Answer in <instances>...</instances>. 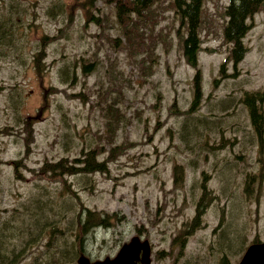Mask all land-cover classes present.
<instances>
[{"label":"rangeland","instance_id":"obj_1","mask_svg":"<svg viewBox=\"0 0 264 264\" xmlns=\"http://www.w3.org/2000/svg\"><path fill=\"white\" fill-rule=\"evenodd\" d=\"M229 1L202 0L192 67L174 0H0V230L35 221L11 264H42L54 246L47 228L76 225L78 202L112 224L97 230L91 261L138 236L150 243L151 264H216L208 251L216 201H204L193 236L181 244L179 235L198 198L217 197L234 180L229 234L234 241L240 224L248 242L264 243V143L243 102L264 91V3L245 21L234 63L223 36ZM198 73L202 96L192 108ZM259 109L264 119V102ZM88 154L103 167L78 173ZM17 237L2 239L11 247Z\"/></svg>","mask_w":264,"mask_h":264},{"label":"trees","instance_id":"obj_2","mask_svg":"<svg viewBox=\"0 0 264 264\" xmlns=\"http://www.w3.org/2000/svg\"><path fill=\"white\" fill-rule=\"evenodd\" d=\"M148 0H141L140 5L146 3ZM175 9L180 14L182 21L186 23V37L183 39V55L187 64L192 67L197 66V55L200 51V41L197 35V21L198 14H200L202 0H174ZM264 0H230L229 5L226 7L225 14L228 18V22L224 28L223 36L224 40L228 44H232L233 49L230 53L231 62H237L241 55L243 54V44L242 40L248 30V26L245 24V21L255 14L259 7L262 6ZM219 76H222V69H220ZM199 73L196 75V78H193V87L194 98L192 102V108L195 103L201 99V91L199 89L198 83ZM244 104L247 106L248 114L251 119V125L254 133L258 137L260 147L264 143V119H261V110L259 105L264 102V91L246 94L243 99ZM203 134L201 131L196 132L197 138H201ZM204 143H198L197 146H201ZM184 146L185 144L182 143ZM121 149V148H120ZM199 150V151H198ZM197 150L196 155H199L200 149ZM82 165L86 166V171L79 170L78 173H93L95 171H100L103 167V163H99L87 155L83 160ZM58 170L66 169L68 165L64 163H59ZM223 166V165H222ZM56 170H53L55 172ZM183 166L176 164L173 169V178L175 183H182L183 177ZM256 172L248 173L244 177L246 181V193H253L254 185L253 178L256 175ZM203 175V174H202ZM261 179L259 180V183ZM237 185H240L238 180L229 182L226 192H217V197H211L207 192H204L197 200V207L195 210V216L190 220L182 223L183 227L180 231V240L181 244L186 241L190 236H193L194 233L201 227V217L204 214L202 206L204 201L207 199L209 201H216V205L220 212L218 220L214 228L210 233V237L213 242H209L208 251L211 255H216L217 261L216 264H232L230 257L236 256L241 259L243 253L249 246L250 242L247 241V235L250 229L247 231L246 227L242 225H234L236 231V237L233 241L232 237L229 234L230 217L231 213L228 215V218L225 219V212L227 211L228 204H235L234 199L237 192ZM204 187V186H203ZM243 197L244 200H247L246 194ZM255 195H258L257 193ZM224 203V206L221 207L220 204ZM78 207L80 208L81 213L76 214V225L74 222L71 223V226L63 227H50L47 230L52 234L50 239V245H54L50 249H46L43 253L44 258L42 264H76V259L80 254H90V246L96 243V233L97 230H107L111 223H109L108 215H93V210L87 209L82 206L81 202H78ZM235 209V208H234ZM234 211V210H233ZM83 213V214H82ZM47 221V220H46ZM35 221L25 220L24 224L17 229H10L5 233L3 230H0V264H11L13 259L17 257L18 250L21 252V244L23 239L34 227ZM14 233H19L23 237H17V240L13 241V245L8 247L5 245L3 236H9ZM76 232H79L75 234ZM87 240L89 244H84V240ZM255 243L259 240L255 239ZM240 243L238 249H236V244ZM253 243V242H252ZM251 244V243H250ZM22 256L20 257V259ZM239 262V261H238ZM237 262V263H238ZM236 263V264H237Z\"/></svg>","mask_w":264,"mask_h":264},{"label":"water","instance_id":"obj_3","mask_svg":"<svg viewBox=\"0 0 264 264\" xmlns=\"http://www.w3.org/2000/svg\"><path fill=\"white\" fill-rule=\"evenodd\" d=\"M26 1V0H23ZM77 264H151V246L148 240L134 236L122 244L115 256L91 261L81 254ZM238 264H264V243L249 246Z\"/></svg>","mask_w":264,"mask_h":264}]
</instances>
